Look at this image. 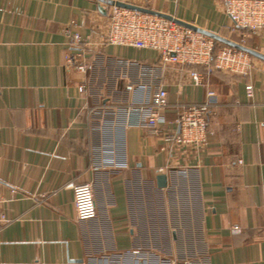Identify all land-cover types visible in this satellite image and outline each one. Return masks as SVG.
<instances>
[{
    "label": "crops",
    "instance_id": "0c3cea01",
    "mask_svg": "<svg viewBox=\"0 0 264 264\" xmlns=\"http://www.w3.org/2000/svg\"><path fill=\"white\" fill-rule=\"evenodd\" d=\"M111 1L240 37L264 54V30L233 29L224 0ZM109 7L0 0V264H264V60L248 53L246 75L214 70L196 84L189 66L161 64L155 50L102 44ZM67 29L89 42L85 73L65 64ZM161 87L169 120L215 91L205 149L161 150L174 128L128 123L136 115L121 108ZM82 182L93 187L90 220L75 216ZM153 193L164 215L155 236Z\"/></svg>",
    "mask_w": 264,
    "mask_h": 264
},
{
    "label": "built area",
    "instance_id": "2783aa9c",
    "mask_svg": "<svg viewBox=\"0 0 264 264\" xmlns=\"http://www.w3.org/2000/svg\"><path fill=\"white\" fill-rule=\"evenodd\" d=\"M224 5L233 29L243 33L264 30V0H224ZM66 33L71 38L73 50L65 57V64L85 73L89 42L76 29H67ZM101 43L155 50L161 64H177L181 68L189 66V75L196 84L202 81L203 75L214 70L246 75L252 66L250 55L243 50L219 44L212 37L173 19L116 5L109 7ZM79 89H83L82 85ZM251 91L252 86L247 84V94H251ZM217 103L215 91L207 89L202 102L183 104L176 116L169 120L165 115L167 90L161 87L147 99L132 102L121 109L136 115L128 122L130 124L154 132L166 124L174 128V131L169 130L163 135L165 144L161 150L190 148L193 152H200L207 147L212 134L208 129V115ZM161 170L158 169L159 172ZM73 204L77 219L96 217L92 183L82 182L73 186ZM6 220L0 204V224ZM231 231L238 232L239 228L232 227ZM152 264H177V260L174 257H161Z\"/></svg>",
    "mask_w": 264,
    "mask_h": 264
},
{
    "label": "water",
    "instance_id": "95a60500",
    "mask_svg": "<svg viewBox=\"0 0 264 264\" xmlns=\"http://www.w3.org/2000/svg\"><path fill=\"white\" fill-rule=\"evenodd\" d=\"M110 5H116V6H120V7H126V8H131V9H137V10H140V11H143V12H148V13H152V14H156V15H159V16H163V17H166L168 19H173L175 22L179 23V24H182L186 27H189L195 31H198V32H201V33H204L210 37H212L215 41L217 42H221L225 45H228V46H231V47H234L236 49H239V50H243L253 56H256V57H259L261 59L264 60V54H261L259 52H257L256 50H253L245 45H242L234 40H231L229 38H226V37H223V36H220L216 33H213V32H210L208 30H205V29H202V28H199L197 26H194L190 23H186V22H183V21H180V20H177L175 18H172L171 16H168V15H165V14H161V13H157V12H153L151 10H148V9H145V8H141V7H138V6H135V5H131V4H127V3H123V2H119V1H111L110 0ZM156 185L157 187L159 188H163L165 186H167V176L166 174L164 173H161V174H158L156 176Z\"/></svg>",
    "mask_w": 264,
    "mask_h": 264
},
{
    "label": "rangeland",
    "instance_id": "374dc122",
    "mask_svg": "<svg viewBox=\"0 0 264 264\" xmlns=\"http://www.w3.org/2000/svg\"><path fill=\"white\" fill-rule=\"evenodd\" d=\"M235 39H237V42L239 43V39H240V37H235ZM121 83L117 86L118 87V89H122V87H123V85H122V81H120ZM94 87H100V85L98 84V85H94ZM103 90H104V92L105 91H107V89L109 90L110 88H109V85L107 84V83H105L103 86ZM96 89V88H95ZM157 195L156 194H154L153 193V196H152V201H153V204H154V207L155 208H157V212H155L154 214H153V218H152V220H153V223L156 225V227H154V229H153V236H155V234H159L160 235V232H159V230H160V228L159 227H161L162 225H163V223H164V220H163V217H164V215L161 213V212H159L158 210H159V202H160V199H159V197H156ZM168 200H169V197H168ZM169 202V201H168ZM168 215V214H167ZM169 218V217H168ZM170 219V218H169ZM168 221H170V220H168ZM169 232V231H168ZM170 234V233H169Z\"/></svg>",
    "mask_w": 264,
    "mask_h": 264
},
{
    "label": "trees",
    "instance_id": "16d2710c",
    "mask_svg": "<svg viewBox=\"0 0 264 264\" xmlns=\"http://www.w3.org/2000/svg\"><path fill=\"white\" fill-rule=\"evenodd\" d=\"M219 44H223V43L219 42ZM223 45H225V44H223Z\"/></svg>",
    "mask_w": 264,
    "mask_h": 264
}]
</instances>
